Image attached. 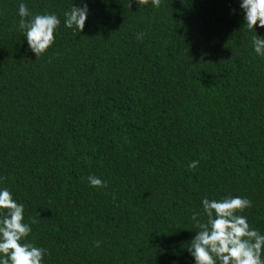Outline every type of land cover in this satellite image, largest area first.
Instances as JSON below:
<instances>
[{
	"label": "trees",
	"instance_id": "trees-1",
	"mask_svg": "<svg viewBox=\"0 0 264 264\" xmlns=\"http://www.w3.org/2000/svg\"><path fill=\"white\" fill-rule=\"evenodd\" d=\"M241 2L0 0V189L42 264H196L205 197L251 200L264 235V29ZM20 3L61 21L38 60ZM85 3L84 31L67 28Z\"/></svg>",
	"mask_w": 264,
	"mask_h": 264
},
{
	"label": "clouds",
	"instance_id": "clouds-1",
	"mask_svg": "<svg viewBox=\"0 0 264 264\" xmlns=\"http://www.w3.org/2000/svg\"><path fill=\"white\" fill-rule=\"evenodd\" d=\"M137 3L142 6L148 0H137ZM152 3L159 8L161 0H152ZM240 7L245 12L246 29L255 31L257 25L264 29V0H242ZM88 14L86 3L82 7L73 6L65 12L64 24L82 33ZM18 15L19 29L24 31L29 48L38 60L54 44V33L61 21L55 14L33 16L23 3L19 4ZM143 36L144 33H139L137 39ZM252 44L255 53L264 57V38L255 34ZM197 166L198 161L188 165L190 169ZM88 180L93 187L106 186L95 176H89ZM202 204L206 219H199L197 213L191 216L198 230L188 251L196 264H264V235L240 214L253 206L251 200L240 196L220 200L205 197ZM24 212V205L17 203L7 188L0 189V264H42L47 254L46 249L26 242L32 229L24 222ZM37 222L31 220L32 224Z\"/></svg>",
	"mask_w": 264,
	"mask_h": 264
}]
</instances>
